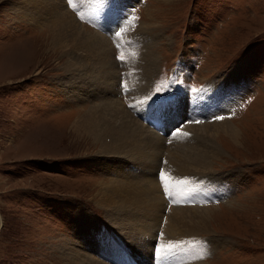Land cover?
Listing matches in <instances>:
<instances>
[{"label":"rangeland","instance_id":"374dc122","mask_svg":"<svg viewBox=\"0 0 264 264\" xmlns=\"http://www.w3.org/2000/svg\"><path fill=\"white\" fill-rule=\"evenodd\" d=\"M11 1L0 0V264H74L61 253L60 240H78L77 223L84 221L83 217L92 229L87 223L80 230L95 233L98 225L100 232L114 233L108 225L106 209L95 195L109 179L105 176L107 170L91 164L96 147L71 129L77 116L101 102L100 89L96 87L98 96L94 100L67 98L56 82L68 74L64 70L66 55L48 52L47 31L29 25L18 11L12 10ZM61 1L87 32L107 39L117 68L114 79L118 94L134 118L138 112L133 113L126 95L127 70L124 60L117 59L122 54L121 47L134 44L129 39L128 44L119 46L114 39L116 31L131 23L140 25L139 37L144 42L149 39L150 51L157 57L147 95L153 97L160 86L161 92L153 101L165 107L176 102L184 113H190L191 108L196 113V107L202 108L192 102L196 95L201 101L211 102L202 111L210 108L216 98L226 113L217 110L208 115L204 111L200 117L197 111L188 118L178 117L177 112L171 115L180 122L179 128L213 125L223 121L215 117H228L226 120L238 135L233 139L222 131L216 133L209 142L218 148V155L211 160L215 172L204 179L201 174L191 177L204 181L199 183V195L207 185L220 183L231 174L235 177L230 190L223 183L227 189L225 198H220L218 190L200 200L194 197V206L199 203L213 209L211 234L184 236L193 240H182L169 253L156 256L151 252L158 244L116 236L125 252H130L128 245L135 241L143 249V257L139 251L125 253V264L141 260L156 264L159 259V264H177L184 244H204L209 237L219 245L212 251V244L205 246L208 253L200 261L264 264V0H115L111 7H102L96 20L83 15L71 0ZM154 34L156 38H149ZM232 70H236L235 76ZM233 79H238L244 88L227 102L226 85ZM192 89L203 91L193 93ZM139 118L144 122L143 115ZM197 120L200 122H189ZM152 123L143 124L157 131ZM162 135L170 136L167 131ZM123 152L111 162L123 159ZM134 161L127 164L132 171L138 164ZM162 168L161 163L156 177ZM103 252L96 248L94 256L90 253L100 264H107V253ZM186 263L187 255L182 264Z\"/></svg>","mask_w":264,"mask_h":264},{"label":"bare ground","instance_id":"6f19581e","mask_svg":"<svg viewBox=\"0 0 264 264\" xmlns=\"http://www.w3.org/2000/svg\"><path fill=\"white\" fill-rule=\"evenodd\" d=\"M71 2L83 15L95 20L99 17L102 7L104 6L105 9L108 7L107 4L96 6L99 5L97 0H71ZM10 6L14 12L18 11L17 13H20L29 25L47 31L48 44H46L50 46L49 50L46 48L48 52L59 51L62 55H66L64 70L68 74L59 77L56 82L60 84L61 91L67 98L74 101L78 98L79 101L94 100L98 96L96 87L100 89L98 98L101 102L91 105L88 110L77 116L76 121L71 124V129L96 147L95 155L90 158L91 164L101 170H107L105 176L109 179L104 182L105 186H100L95 195L98 198L97 202L106 209L105 216L114 233H102L100 232L102 228H98V225L95 227V233L80 230L87 223L88 229H92L86 217H83L84 221L77 223L79 230L75 235L78 240L71 238L60 240L61 253L70 257L74 264H100L90 253L92 252L94 256L97 248L98 252L104 250L103 253H107V257L104 258L107 264H125V253L133 255L139 251L143 257V249L142 246L135 245L137 243L135 241L134 244L128 245L130 252H125L124 249H120L122 246L118 244L119 239L116 236L126 237L127 240L137 237L145 243L153 242V245L158 244V247L165 246L164 252L169 253L167 245L170 242L177 244L182 240H191L192 238H184V236L194 237L202 232L211 234L209 222L210 218H213V209L209 210L205 204L201 206L199 203L194 206L193 202L196 199L194 197L199 196L198 200H200L206 198L208 194L213 195V192L218 190L220 198H225L227 189L223 188V183L225 182L230 190L235 177L231 174L230 177L229 175L223 177L220 183L217 180L218 183L207 185V190L200 195L199 183L204 181L191 177L201 174V178L204 179L212 175L215 171L211 160L218 155V148L214 142L212 145L209 142L219 131L233 139L237 138V131L226 120L228 117L213 125H184L179 128V121L173 119L171 114L177 112L178 117L188 118L201 112L197 116L203 117L204 111L208 115L217 110L224 111L220 109L221 102L214 98L210 108L202 111L201 109L209 106L211 102L208 101L209 99L203 101L199 99L197 104L202 108L196 107V113L192 108L190 113H184L180 107H176V102L168 103L165 107L148 99L147 92L155 73L157 57L150 51L149 39L144 42V38L139 37L140 25L131 23L116 31L115 33L120 32V35L114 39L118 45L126 44L129 39L134 44L132 47L131 45L127 48L121 47L124 70H127L126 95L132 105H135L133 113L138 112L134 118L131 110L125 108L126 102H123L118 94V82L114 79L117 68L107 46V39H103L97 33L87 32L85 27L65 9L66 7L64 8L61 0H12ZM109 26L108 28L111 29L112 25ZM155 36L157 34L149 35V38L154 39ZM235 73L236 70L231 71L233 76ZM226 87L227 102L244 88L242 83L240 86L238 79L231 80ZM226 101L223 102L224 105L227 104ZM142 115L143 121L153 122L157 131L140 121L139 117ZM163 131H167L170 136L163 137ZM167 142L169 144H166ZM121 151H124L123 159L113 164L111 162L113 157L118 158ZM133 158L135 161L132 160ZM129 160L138 163L137 166L134 165L133 171L127 167ZM161 163L162 169L172 181L185 179L189 181L187 184L177 185L173 189L174 196L171 198L164 192L161 182L155 179L159 178V175L158 177L156 175ZM214 241L215 239L209 237V241L204 244L197 242L195 245L184 244L180 249L181 253L178 254L180 259L177 264H182L186 255V264H209L199 259L202 256V259H205L208 253L205 246L212 244L210 249L212 251L214 246L219 245L217 240ZM82 248L86 250H81ZM156 253L153 251L151 255L156 256ZM158 255L160 258V254ZM159 260L155 261L156 264H159ZM139 262L136 264H145V260Z\"/></svg>","mask_w":264,"mask_h":264},{"label":"snow or ice","instance_id":"6c2138e0","mask_svg":"<svg viewBox=\"0 0 264 264\" xmlns=\"http://www.w3.org/2000/svg\"><path fill=\"white\" fill-rule=\"evenodd\" d=\"M97 2L103 6L104 4H107L109 7H111L115 0H97ZM128 23L130 24L131 21H128ZM116 36H119L120 35V32H117L115 34ZM123 54H121L120 56L117 57V59H120V60H123ZM166 90V89H165ZM203 90H197V89H192V92L193 93H198V92H202ZM161 92V87L160 86H157V89H156V94L153 95V97H149L148 99L150 100H155L157 98V96L160 94ZM192 99V102L195 103L197 101H199L200 99V96L199 95H196L194 97L191 98ZM135 105H130V107H134ZM224 117L223 116H217L215 117V119H223ZM191 123H199L200 121H189ZM175 133H173L174 135ZM166 163V162H165ZM159 180L163 186V189H164V192L167 194V196H169L170 198L174 196V193H173V189L176 188L177 185L179 184H187L189 183L188 180H176V181H172L165 173V171L163 169L160 170L159 172ZM173 202L175 203L176 201L173 199ZM183 243V242H182ZM188 243H191V242H188ZM177 247L176 244L170 242L168 245H167V250L168 251H171L173 248ZM165 251V246H160V247H157L156 248V252L157 253H162Z\"/></svg>","mask_w":264,"mask_h":264}]
</instances>
